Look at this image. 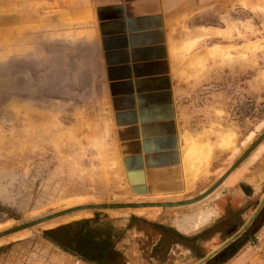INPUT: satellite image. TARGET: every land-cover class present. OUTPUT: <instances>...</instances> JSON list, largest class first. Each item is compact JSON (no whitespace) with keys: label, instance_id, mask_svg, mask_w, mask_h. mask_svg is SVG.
<instances>
[{"label":"rangeland","instance_id":"374dc122","mask_svg":"<svg viewBox=\"0 0 264 264\" xmlns=\"http://www.w3.org/2000/svg\"><path fill=\"white\" fill-rule=\"evenodd\" d=\"M68 1L0 0V233L80 206L191 200L214 186L264 134V0H222L199 17L195 24L205 27L202 35L177 55L187 189L175 195L135 190L120 163L105 92L77 81L69 36H61L71 24H81L60 12ZM230 136L235 147L220 149L221 139ZM195 143L214 149L198 174L186 164ZM241 183L264 185V140L229 180L231 189ZM208 200L185 208L75 212L1 238L0 255L12 243L43 237L60 224L194 215L213 206ZM254 204L259 206L250 230L237 242L252 239L251 246L261 247L264 193ZM208 218L201 214L193 228Z\"/></svg>","mask_w":264,"mask_h":264},{"label":"crops","instance_id":"0c3cea01","mask_svg":"<svg viewBox=\"0 0 264 264\" xmlns=\"http://www.w3.org/2000/svg\"><path fill=\"white\" fill-rule=\"evenodd\" d=\"M220 1L70 0L60 10L70 22L81 23L61 33L69 36L77 81L104 90L123 172L142 193L175 195L187 189L177 55L202 35L205 27L196 21ZM231 177L205 200L214 204L196 219L166 213L130 217L123 224L108 218L60 224L44 230L43 237L12 243L0 264H264V243L251 246L249 239L237 251L259 205L254 207V185L231 189ZM207 213L209 221L194 229Z\"/></svg>","mask_w":264,"mask_h":264},{"label":"water","instance_id":"95a60500","mask_svg":"<svg viewBox=\"0 0 264 264\" xmlns=\"http://www.w3.org/2000/svg\"><path fill=\"white\" fill-rule=\"evenodd\" d=\"M264 140V134L259 138V140L246 152V154L240 158V160L214 185L212 186L209 190L201 194L200 196L193 198L191 200H186L182 202H177V203H154V204H130V205H88V206H80L76 208H72L69 210H65L62 212H59L57 214H53L51 216H47L45 218H42L40 220L31 222L29 224H25L22 226H19L15 229L8 230L5 232L0 233V239L6 236H9L11 234L23 231L25 229H28L30 227H33L35 225H39L43 222L50 221L55 218L63 217L75 212H80V211H85V210H105V209H128V208H145V207H155V208H185L189 206H193L199 203L204 202L207 198L212 196L218 189L219 187L224 183L225 180L229 178L231 174H233L248 158L249 156L259 147V145L263 142ZM208 205V204H207ZM199 216V213L194 214L193 217L196 219ZM232 250V249H231Z\"/></svg>","mask_w":264,"mask_h":264},{"label":"bare ground","instance_id":"6f19581e","mask_svg":"<svg viewBox=\"0 0 264 264\" xmlns=\"http://www.w3.org/2000/svg\"><path fill=\"white\" fill-rule=\"evenodd\" d=\"M234 138L235 137H231L230 136V137H227L225 139H221V142L219 143V148L222 149V150H226V149H228V150L230 149L231 150L236 145L235 144L236 143L235 142L236 139H234ZM191 144H193V143H191ZM208 144H206V143H198V144L195 143V145H190L189 144L191 146V153L190 154H192V155H191V159L188 157L187 161L188 160L189 161H188V163L186 162V164L189 166V169H190L191 172H192V169H193L195 171V173L198 174V172L200 171L201 167H203V164L206 163L205 166H207V163L210 160V158L213 156V151H214V149H212L211 146L208 145ZM193 149L196 151L195 154H194L195 151H192ZM193 154H194V156H193ZM190 160H191V162H190ZM201 170H203V169H201ZM192 173L194 174V172H192ZM145 208H151V207H145ZM203 219H205V218H203ZM52 220H54V219H52ZM46 222H48V221H46ZM43 223H45V222H43Z\"/></svg>","mask_w":264,"mask_h":264},{"label":"trees","instance_id":"16d2710c","mask_svg":"<svg viewBox=\"0 0 264 264\" xmlns=\"http://www.w3.org/2000/svg\"><path fill=\"white\" fill-rule=\"evenodd\" d=\"M45 235L47 236V233H45ZM250 240L248 239L246 242H244V244H240L239 246H237V251L243 247L245 245V243H248ZM236 251V249H235ZM230 256H227L226 258H223L222 260H219V263L225 262L227 259H229Z\"/></svg>","mask_w":264,"mask_h":264},{"label":"flooded vegetation","instance_id":"af4514ba","mask_svg":"<svg viewBox=\"0 0 264 264\" xmlns=\"http://www.w3.org/2000/svg\"><path fill=\"white\" fill-rule=\"evenodd\" d=\"M263 184L260 186V189H252L251 190V195L252 194H258L259 192H262V193H264V191H263ZM243 187L245 188V186L243 185ZM256 205L254 204V207H255Z\"/></svg>","mask_w":264,"mask_h":264}]
</instances>
